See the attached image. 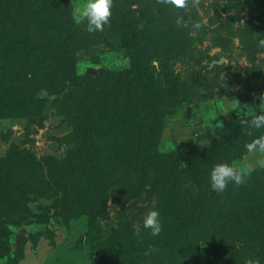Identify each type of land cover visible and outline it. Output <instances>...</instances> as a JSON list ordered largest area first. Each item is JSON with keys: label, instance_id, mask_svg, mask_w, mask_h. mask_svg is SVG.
I'll use <instances>...</instances> for the list:
<instances>
[{"label": "rangeland", "instance_id": "obj_1", "mask_svg": "<svg viewBox=\"0 0 264 264\" xmlns=\"http://www.w3.org/2000/svg\"><path fill=\"white\" fill-rule=\"evenodd\" d=\"M190 1L191 9L183 8L188 23H175L173 43L166 46L179 50L166 62L133 46L129 38L130 22L137 19L142 6L136 0H113L110 23L96 32L87 31L86 21L74 19L77 0H30V6L25 4L21 15L14 16L11 27V20L4 23L6 18H0V39L3 35L10 39L0 43V52L8 47L10 52L14 47L27 49L20 56L14 52L11 61H0V264H108L102 258L106 251L129 239L146 245L138 254L139 264L158 263L168 253L153 252L163 240L179 251L177 264H212L216 248L223 245L219 242H226L230 249L236 246L231 243L238 236L236 231L219 241L207 225L196 231L191 218L190 225L175 231L164 223L158 236L148 230L137 235L133 222L155 205L143 196L109 190L102 216L94 209L100 206L91 208L87 205L91 203L71 210L63 200L62 176L49 174L48 163L52 168L71 146L67 135L74 127L70 118L77 112L72 102L88 99L83 95L91 97L93 88L127 78L124 74L134 70L136 54H143L140 63L146 66L141 68L143 79H132L159 96L153 101L162 122L157 148L173 156L183 172L189 173L198 164L191 154L214 145L218 131L236 118L250 116V109L261 110L264 48L258 40L264 38V2ZM194 20L201 21L200 29L192 28ZM220 58L222 62L217 63ZM133 91L126 84L115 91L122 94L115 106L131 117L136 111L126 101L136 100L140 116L150 118L155 113L151 105ZM232 163L259 172L264 181V164L257 154L246 151ZM197 192L189 184L182 192L186 200L176 212L186 215L184 209ZM183 228L185 232L180 233ZM235 258L228 255L223 260L230 264Z\"/></svg>", "mask_w": 264, "mask_h": 264}, {"label": "trees", "instance_id": "obj_2", "mask_svg": "<svg viewBox=\"0 0 264 264\" xmlns=\"http://www.w3.org/2000/svg\"><path fill=\"white\" fill-rule=\"evenodd\" d=\"M136 1L140 5L143 4L141 0ZM257 2L260 5L264 0ZM25 4L30 6V0L0 1V18H6L2 22L7 23L11 20L10 27L14 25V16L21 15ZM191 6L192 3L188 0L187 11ZM139 12L137 19L130 22L129 38L134 40L133 46L149 51L151 57H159L166 62L169 55L179 50V47L166 46L173 43L172 29L176 23V16L185 17L183 8H175L163 0H149L148 5H142ZM8 38L3 35L0 43L10 42ZM9 48L0 52L1 62L5 59L11 61L14 52L18 56L27 52L24 47H14L13 52H10ZM142 56L143 54H136L133 57L134 70L124 74L127 78L121 76L122 78H117L108 87L93 88L90 92L91 97L83 95L88 99L76 98V102H72L77 112L75 111L74 118L73 116L70 118L74 126L72 132L67 135L70 149L65 158L52 164V168L48 163L52 170L49 172L50 176L53 173L62 176L60 187L64 203L68 204L70 209L82 207L85 203H91L87 204L91 208L99 205L101 208L94 209L100 210L102 216L109 190L134 197L143 196L144 199L154 202L162 223L171 226L174 231L185 224L190 225L189 218L195 221L196 231H201L204 225H207L210 231H213V235L220 238L219 241L225 236H230L233 230L236 231L238 236L231 241L236 246L230 249L227 248L228 245L226 247V242H219L218 244L223 245L216 248L218 255L212 264H228L223 260L228 255L236 256V261L230 264H244L246 257L259 258L260 264H264V181L261 180L259 172H250L243 184L230 183L223 192L213 191L206 182L213 164L232 163L247 151L245 147L247 142L264 134V128L255 129L242 123L250 120L251 116L234 119L217 132V141L214 145L191 154L198 164L189 173L183 172L173 156L157 148L162 122L160 116L156 115L157 105L153 101L158 100L159 96L155 97L154 92H147L145 87L136 81L143 79L144 76L141 68L146 65L140 63ZM125 84L132 91L136 90L137 94L144 95L143 102L150 104L152 112H155L150 118L140 116L138 107H135L138 105L136 100L126 101L127 107L136 111V115L132 113L131 117L121 106H115V100L122 97V94L115 91L122 90ZM133 84L140 86L138 88L135 85L133 89ZM122 102L124 101L120 103ZM110 113L112 116L108 120ZM203 180L206 182L205 185ZM189 184L198 192L195 199H191L192 202L188 201L184 209L186 215L183 216L181 212L176 211L186 200L187 195L182 192L186 193ZM193 203L194 206L191 205ZM172 214L175 215L173 220L170 218ZM229 216L232 225L227 223ZM184 232L185 228L181 229L180 233ZM188 239L185 237L184 240ZM162 242L156 245L153 252L156 255L168 253L161 256L156 264H177L176 256L179 251L171 248V244L168 245L169 241ZM118 246L120 248L112 247L110 251H106L102 257L105 263L139 264L138 254L146 250L144 243L133 242L130 239Z\"/></svg>", "mask_w": 264, "mask_h": 264}, {"label": "clouds", "instance_id": "obj_3", "mask_svg": "<svg viewBox=\"0 0 264 264\" xmlns=\"http://www.w3.org/2000/svg\"><path fill=\"white\" fill-rule=\"evenodd\" d=\"M175 8H184L188 5V0H166ZM197 0H193L196 3ZM113 0H77L73 5L74 19L79 23L86 21L88 32L103 31L104 26L110 23L111 7ZM177 26H183L188 23L183 15H177L175 20ZM193 29H200L202 23L200 20L191 22ZM258 46L264 48V38L258 40ZM259 104L261 110H249L250 120L242 123L250 125L252 128H264V92L260 94ZM249 155L255 153L259 158V163L264 164V134L254 137L245 144ZM251 168L243 164L218 162L213 164L208 173L209 186L213 191L223 192L230 183L240 185L245 183L247 175ZM133 231L139 235L144 230H148L152 236H158L163 230V223L159 210L156 207L148 208L140 221L133 222ZM244 264H260L259 258L246 257Z\"/></svg>", "mask_w": 264, "mask_h": 264}, {"label": "water", "instance_id": "obj_4", "mask_svg": "<svg viewBox=\"0 0 264 264\" xmlns=\"http://www.w3.org/2000/svg\"><path fill=\"white\" fill-rule=\"evenodd\" d=\"M222 62V58H220V60L217 61V63H221Z\"/></svg>", "mask_w": 264, "mask_h": 264}]
</instances>
